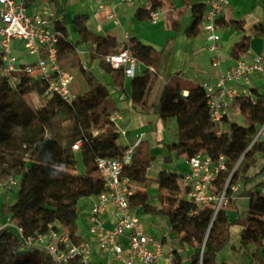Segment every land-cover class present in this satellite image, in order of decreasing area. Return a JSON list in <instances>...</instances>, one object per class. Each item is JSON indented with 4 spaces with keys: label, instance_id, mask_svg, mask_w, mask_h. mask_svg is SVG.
Wrapping results in <instances>:
<instances>
[{
    "label": "trees",
    "instance_id": "trees-1",
    "mask_svg": "<svg viewBox=\"0 0 264 264\" xmlns=\"http://www.w3.org/2000/svg\"><path fill=\"white\" fill-rule=\"evenodd\" d=\"M52 1L61 17L56 25L62 34L60 58L73 53L78 46L85 45L93 58L103 57L101 67L110 75L112 83H99L92 73L81 67L89 89L85 94L77 96L74 104L70 105L56 95L46 94L39 82L26 79L25 83H32L44 100L40 109H34L23 95L12 90L0 77V177L6 178L11 173L19 175L14 201L1 205L0 217L11 216L29 235L44 233L54 223L66 227L72 236L77 234L80 202L101 194L105 189L95 160L101 156L118 157L127 148L117 146L119 137L112 127L104 129L109 116L118 111L112 106L111 90L122 87L126 79L122 68H112L105 59L109 55L129 50L147 68L131 80L130 98L133 105L142 111L153 110L165 125L172 119L177 123L176 141L165 145L170 154L165 158V163L172 162V153H175L177 160H188L197 155L210 156L215 160L224 157L226 170L215 180L214 193L221 194L228 186L227 193L231 197V187L237 183L241 184L242 189L216 216L211 206L197 210L182 200L172 199L173 195L183 192L182 175L161 171L156 178H149L147 171L155 158L140 150L141 143L132 163L124 171L137 187L130 198L131 208L142 207L146 214L164 219L172 235L170 238L181 248L188 246L192 249L188 264H227L219 263L218 255L231 241L232 226L242 227L238 252L245 257L250 256L248 264H264V183L257 185L254 191L244 189L253 181L248 176L250 170L259 158H264L262 136L253 142L264 126V89L251 88V96L235 101L234 107L240 109L245 124L234 123L230 133L219 136L211 122L206 94L200 84L182 80L177 75L168 82L159 80L160 93L151 103L146 102L154 76L157 77L160 67L169 60L167 48L175 40L174 36L166 39L160 52L132 36L128 42L118 44L114 37H101L90 30L87 26L90 17L82 14L75 16L71 23L77 35V40L73 42L69 40V22L64 17L66 9L60 6L59 0ZM149 1V10L141 6L136 13L140 22L149 21L151 11L168 6L172 0ZM188 2L185 0V4ZM206 8L207 5L192 8L193 23L189 27H183L178 20L172 21L171 30L175 36L179 33L190 38L200 36ZM226 25L243 31L234 21ZM253 37L264 38V21L256 25L251 34L234 44L231 51L233 61L244 59V55L251 50ZM151 68L154 71H150ZM59 125H65L71 131L70 141L63 132L58 131ZM95 129L104 132L94 136ZM77 142H80L79 155L72 150ZM30 153L33 159L27 163L22 157ZM79 156L84 174L70 173L57 167L77 166ZM152 185L158 187L159 193L156 196L148 192ZM243 197L250 198L246 217L230 222L228 206L234 207L236 200ZM153 201L156 204H151ZM166 242L167 237L163 238V243ZM252 247L254 251L250 254L249 249ZM173 256L175 264H183L178 250L174 251ZM0 264L54 262L37 250L18 252L14 233L4 230L0 232ZM99 264L102 263L99 261Z\"/></svg>",
    "mask_w": 264,
    "mask_h": 264
},
{
    "label": "built area",
    "instance_id": "built-area-1",
    "mask_svg": "<svg viewBox=\"0 0 264 264\" xmlns=\"http://www.w3.org/2000/svg\"><path fill=\"white\" fill-rule=\"evenodd\" d=\"M99 12L106 11L108 0H94ZM134 0H120V4ZM144 7L151 8L149 0H144ZM116 8V7H115ZM106 12V19L116 25L121 20L116 9ZM175 8L160 7L150 12V21L157 23L164 15ZM232 14V0H208L204 14L202 30L208 41V51L212 54L211 64L219 68L216 82H202L200 85L206 94L207 107L212 124L217 134L230 133L231 125L238 124L234 115L240 109L234 107L238 98L251 96V88L258 79L264 89V52L257 54L251 61L241 59L222 69L225 61L221 22L227 21ZM61 21L55 8H31L30 0H0V77L15 92H20L28 84L26 79L39 82L46 94L60 97L73 105L77 95L73 92L75 76L63 67L59 56L62 34L56 28ZM125 33V42L130 39ZM16 51L25 52L26 56L35 57L31 62H24L14 55ZM106 62L114 69L122 68L126 78H134L141 65L129 50L106 57ZM85 70L87 67L83 66ZM152 69V68H151ZM30 84V83H29ZM123 115L115 111L108 118L104 129L112 127L118 137H125L127 131L122 126ZM104 130L95 129L94 136H100ZM264 134V126L255 136L254 141ZM144 139L140 134L132 144L115 158L101 156L95 160L97 172L105 185L104 191L89 199V211L84 218L86 234L92 239L82 238L78 232L72 236L69 230L59 223L49 226L44 233L27 234L11 216L0 217V232H13L18 252L40 251L49 256L54 264H94L95 254H105L106 264H175L174 256L166 253L163 239L146 232L137 210L132 209L130 198L136 191V183L124 174L134 158L136 149ZM74 152L80 151V142L72 146ZM188 171L182 175L183 192L180 200L193 205L197 210L211 206L214 216L221 208L235 199L241 189L237 183L231 187L233 196H229L226 186L221 194L213 191L214 182L222 171L226 170L225 158L215 160L210 156L197 155L186 161ZM19 180L14 173L0 180V189L14 190ZM112 213L114 222L107 226L108 215ZM167 235L164 236V238Z\"/></svg>",
    "mask_w": 264,
    "mask_h": 264
},
{
    "label": "crops",
    "instance_id": "crops-1",
    "mask_svg": "<svg viewBox=\"0 0 264 264\" xmlns=\"http://www.w3.org/2000/svg\"><path fill=\"white\" fill-rule=\"evenodd\" d=\"M188 1V4H185V0H172L171 3L167 4L168 6L165 7L175 6V8L164 15L157 23H152L150 20L144 22L137 20L136 13L138 9L144 5V0H134L132 3H126L124 5L120 4V0H108L106 2V11L102 12H99L97 4L94 0L92 1L94 9L91 15L88 14L90 19L87 26L90 30L101 37L110 35L115 38L118 44H122L125 42V33L127 32L130 36L136 37L141 43L153 47L158 52L163 50L167 38L175 37L173 43L167 48L169 60L165 65L163 64L162 67H160L157 77L154 76L150 85L146 97L147 103L154 101L160 93L161 84L159 80L168 82L171 77L177 75L182 80L201 84L202 82L214 83L219 77L221 70L213 67L211 64L212 54L208 51V41L206 40L204 32H202L197 38H190L183 33H179L175 36V33L171 30V24L174 20L180 21V24L183 27L191 26L193 23L192 8L196 5H207L208 3V0ZM59 3L62 8L66 9L64 17L69 22V40L75 42L77 40L76 29L71 24L74 15H71L70 18L68 17V3L66 0H59ZM30 4L33 9L55 8L52 0H30ZM114 8L119 15L121 25H116L112 21L106 19V12L112 11ZM82 14L84 13H81V15ZM232 21L236 22L239 28H243V31L226 25ZM263 21L264 0H232V14L228 17L227 21L221 22V24L224 23L223 26L221 25V34L223 39V54L225 56L222 69L230 67L234 62L231 58V51L234 44L240 41L245 35L251 34V30ZM72 36L76 37L74 38ZM263 52L264 38L253 37L251 40V50L244 55V59L251 61L254 56ZM76 54L80 57L81 61L82 59H85L88 66L91 65V68L87 67V72L92 73L99 83L103 85H109L112 83L110 75L101 67L100 63L103 61V57L93 58L85 45L78 46L73 53L62 57V64L65 65L68 61V57L75 56ZM87 55H89L88 58ZM146 70V67L141 66L139 73H143ZM73 71L77 73L76 70L73 69ZM150 71H154V69L152 68ZM131 80L132 78H126L122 87L113 88L111 90L112 106L122 113V126L127 131V135L125 136L126 143L122 144L118 139L117 145L119 147H127L135 142L140 134H144L140 150H142L144 154H147V156H153L155 158L147 171V176L154 179L161 171L171 172L168 170L167 166H172V163L177 161L175 153H172V162L170 164L165 163V158L170 155L165 145L176 141V134L178 132L177 123L175 119H172L168 125H165L153 110L142 111L141 108L133 105L130 98ZM85 81L87 82L86 78ZM254 87L262 89V84L258 79L254 82ZM167 129H171L172 135L167 134ZM262 139H264V134ZM186 161L187 160H184L183 165L177 167L180 170V175H184L188 171ZM80 165L83 168L79 156V166ZM84 172V170H80V173L84 174ZM248 176L253 178V181L244 187L248 192L254 191L257 185L264 183V158L258 159L257 164L250 170ZM240 190L242 191V189ZM148 192L149 194H158L159 190L156 185H152L148 188ZM262 193L264 194V191ZM249 204L250 198H238L233 209H228L229 221L232 222L237 218L246 217ZM88 211L89 210H84L82 212L83 226L85 225L84 218L88 214ZM113 222L114 216L110 213L106 224L107 226H111ZM78 226V234L82 238L92 240L86 234L85 226L84 228L79 224ZM230 231L231 241L229 245L219 253L218 261L219 263L238 264V255L237 253H234L233 249L235 248V252H237L240 248V234L242 232V227L232 226ZM166 235L168 236L169 232ZM172 242L177 244L175 250H178L182 256L183 264H188L193 252L192 249L188 246L181 248L176 241L172 240ZM95 255V261L98 260L99 262L101 254H98V250ZM246 259V264H248L250 256Z\"/></svg>",
    "mask_w": 264,
    "mask_h": 264
},
{
    "label": "rangeland",
    "instance_id": "rangeland-1",
    "mask_svg": "<svg viewBox=\"0 0 264 264\" xmlns=\"http://www.w3.org/2000/svg\"><path fill=\"white\" fill-rule=\"evenodd\" d=\"M68 3V17L70 18L71 15L77 16V15H81V13H84L87 15H91L94 9V5H93V0H66ZM72 37H76V36H72ZM20 42H16L14 41L12 43V46L14 48V55L17 56L18 58H20L21 60H23L24 62H28L31 63L33 62L36 58L35 57H31V56H26L25 52L23 51H16V45L19 44ZM89 57V55H87V58ZM83 61V63H82ZM82 61L80 60V57L76 54L75 56H69L68 57V61L67 63H65V65H63V67L65 69H67L70 72H74V70L77 71L74 72V76H75V81H74V85H73V92L75 95L79 96L84 94L88 87V83L85 81V78L83 76V72L81 70V67L85 66L88 68H91V65L88 66L87 62H85V59H82ZM84 64V65H83ZM19 94L23 95L29 106L34 108V109H40L43 105H44V100L43 97L41 96V94L38 92L37 89L33 88L32 83L28 84L26 87H24ZM238 120V124L240 125H244V119L241 115H239L237 117ZM58 131L61 133L63 132V134H65V137L67 138L68 141H70L72 139L71 137V131L66 128L65 125H59L57 127ZM167 134H171L172 135V131L171 129H167ZM122 144H125V140L126 138L121 136L118 138ZM118 146V145H117ZM2 151L0 150V153ZM77 155H79V152H76ZM33 155L32 153L27 154L25 156L22 157L23 160H25L27 163H30L32 161ZM184 160H177L175 162L172 163V166H167L168 170L175 173V174H179L180 170L177 167H180L181 165H183ZM60 169H64L70 173H74V172H80V170H84L81 165L79 166V163L77 166H72V167H65V166H57ZM17 176V179L19 180V175L15 174ZM5 176L0 177V180L4 179ZM15 190V189H14ZM6 191V190H2L0 189V207L3 204H11L13 199H14V195H15V191ZM241 191V190H240ZM150 195L152 196H156L157 193H150ZM180 195L181 194H177V195H173L172 199H176V200H180ZM168 196V195H167ZM151 204H156V202H152ZM89 201L88 199H84L80 202V212H79V221L78 224L84 228L83 226V222H82V212L84 210H89ZM139 209V211H138ZM228 209H233V207L228 206ZM137 215L141 218L145 230L147 233L155 236L158 239H163V237L168 234L169 232V227L166 224L165 220L160 218V217H153L150 216L148 214H146V212L144 211V209L142 207H139L137 209ZM165 234V235H164ZM170 235V236H169ZM169 235L167 236V242L164 244V249L166 253H172L175 251L176 249V245L175 243L172 242V240H174L173 238H170L172 235L169 233ZM179 246V244H178ZM234 253H237L238 255V264H246L247 263V257H245L242 253H239L238 251L235 252V248L233 249ZM254 251V247L249 249V253L251 254ZM224 254V253H223ZM222 255V254H221ZM107 262V258L105 254H101L100 256V263L102 264H106ZM94 264H99V262H95ZM109 264H111V262H109Z\"/></svg>",
    "mask_w": 264,
    "mask_h": 264
},
{
    "label": "bare ground",
    "instance_id": "bare-ground-1",
    "mask_svg": "<svg viewBox=\"0 0 264 264\" xmlns=\"http://www.w3.org/2000/svg\"><path fill=\"white\" fill-rule=\"evenodd\" d=\"M238 117V114L236 113L235 115H234V118H237Z\"/></svg>",
    "mask_w": 264,
    "mask_h": 264
}]
</instances>
